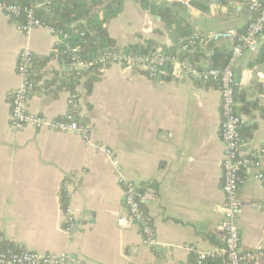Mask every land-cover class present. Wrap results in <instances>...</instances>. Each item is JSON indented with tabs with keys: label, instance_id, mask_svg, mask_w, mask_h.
I'll use <instances>...</instances> for the list:
<instances>
[{
	"label": "crops",
	"instance_id": "crops-1",
	"mask_svg": "<svg viewBox=\"0 0 264 264\" xmlns=\"http://www.w3.org/2000/svg\"><path fill=\"white\" fill-rule=\"evenodd\" d=\"M150 1L180 5L165 21L141 0H123L108 24L119 47L153 41L173 49L185 40L178 31L182 26L208 37L241 30L253 18L249 0H203L207 9L192 7L191 0ZM26 48L35 54L29 108L62 117L71 95L59 37L43 27L20 31L0 12V250L15 245L67 252L81 264H190L199 253L223 247L221 88L171 65L150 78L144 68L112 64L76 86L78 118L89 130L90 144L79 133L35 126L15 131L11 104L21 83L18 57ZM196 52L202 66L210 64L211 47ZM257 54L245 50L234 67L249 150L264 148V62H256ZM120 174L153 194L144 206L156 225V246L143 243L136 224L119 223L128 214ZM254 174L255 169L246 171L240 187L244 250L264 246V187ZM69 203L77 219L73 233L65 229Z\"/></svg>",
	"mask_w": 264,
	"mask_h": 264
},
{
	"label": "built area",
	"instance_id": "built-area-1",
	"mask_svg": "<svg viewBox=\"0 0 264 264\" xmlns=\"http://www.w3.org/2000/svg\"><path fill=\"white\" fill-rule=\"evenodd\" d=\"M229 1V0H226ZM55 0H39L31 5H18L6 0H0V12L13 18L17 29L29 33L32 29L43 27L51 34L59 37L60 44L70 37L68 32L56 29L41 19L38 10H50ZM249 9L253 18L245 31L225 29L213 32L210 36L195 33L173 52H166L164 47L157 46L149 53H137L123 48L107 49L95 60H86L81 54V45L69 47L71 58L66 63L67 72L82 79L88 75L101 72L112 64H120L126 69L144 68L150 78L161 75L167 66L185 72L194 80L204 82L219 81L222 92V123L221 139L225 146L222 163L223 192L225 202L222 207L224 220L221 229L225 234V244L215 250L199 253L196 261L190 264H205L208 260L225 259L227 264H264V246L244 250L241 244V231L238 217L243 208L240 187L246 181L245 172L255 169L254 178L264 187V148L249 150L241 134L245 120L239 111L237 83L235 79V64L247 49L257 51L264 31V0H249ZM22 18V19H21ZM84 35V32L76 30ZM205 38L213 41H229L232 43V56L224 68H209L194 64L182 55L195 51ZM35 54L31 49H23L18 57L17 72L21 83L13 92L11 104V126L19 131L28 126L39 129L49 128L61 132L79 133L87 144L91 143L88 128L79 121L80 99L77 92L71 93L68 100V111L62 117L50 118L45 114L34 112L29 108V101L36 88V82L31 77V69ZM106 151L111 154L110 149ZM120 185L124 190V205L127 216L119 219L123 226L136 224L142 234L143 243L148 246L158 244L157 229L154 220L144 206L146 200L153 194L145 191L135 181L120 174ZM77 219L71 203L65 208V229L75 232ZM0 264H81L70 253H42L23 246H8L0 251Z\"/></svg>",
	"mask_w": 264,
	"mask_h": 264
},
{
	"label": "trees",
	"instance_id": "trees-1",
	"mask_svg": "<svg viewBox=\"0 0 264 264\" xmlns=\"http://www.w3.org/2000/svg\"><path fill=\"white\" fill-rule=\"evenodd\" d=\"M6 1L27 6L37 3L39 0ZM141 2L144 8L159 15L165 21H169L168 18L171 13L170 9L174 6L180 5L178 2H173L170 5L165 3H155L150 0H141ZM190 5L199 9H207L203 0H191ZM122 7L123 0H55L50 10H38L37 15L47 24L70 34V37L60 44L61 49L66 55L65 63H68L71 58V53L69 51V47L71 46L81 45V50L79 52L86 60H95L101 52L107 49L121 48L117 45L116 40L110 36L108 24L120 13ZM246 28L247 26L242 28L240 31H245ZM76 30L84 32V35L76 33ZM178 31L180 35L185 38V40L182 41L176 48H165L166 52L170 53L175 51L180 45L186 43L194 34L191 28L184 26L180 27ZM203 45L211 47L214 50L210 64L203 67L222 69L228 64L232 56V46L229 47L227 44L216 46L215 42L208 38L201 41L195 51L183 54L182 58H189L192 63L201 65L198 62L200 54L196 51L203 47ZM155 47H157V45L153 41H148V44L146 45H129L123 47V49L143 54L149 53ZM256 62H264V31L261 35V43L258 48ZM34 64L31 69V77L36 80L34 75ZM92 78H94V76L89 77L88 80ZM80 81V78L76 77L73 73L67 72V86L71 89V93L76 91V86ZM203 83H213L221 88L219 81L216 80L204 81ZM236 98L238 101V89ZM205 264H227V262L225 259H216L208 260Z\"/></svg>",
	"mask_w": 264,
	"mask_h": 264
}]
</instances>
